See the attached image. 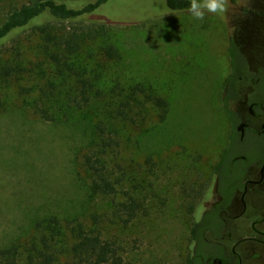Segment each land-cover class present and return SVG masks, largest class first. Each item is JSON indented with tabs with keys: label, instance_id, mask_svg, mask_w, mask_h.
Wrapping results in <instances>:
<instances>
[{
	"label": "rangeland",
	"instance_id": "1",
	"mask_svg": "<svg viewBox=\"0 0 264 264\" xmlns=\"http://www.w3.org/2000/svg\"><path fill=\"white\" fill-rule=\"evenodd\" d=\"M223 17L206 14L199 21L188 11H170L164 0H111L102 5L96 20H126L109 26V40L120 58L108 60L95 43L73 59L82 77L96 79L94 92L105 94L102 100L93 95L83 110L67 107L73 79L59 74L37 35L22 36L9 46L8 56L0 58V71L4 64L24 71L6 80L0 76V247L14 244L22 252L41 231L47 233L45 221L51 217L81 218L116 243L126 264L182 263L190 227L184 191L197 179L196 167L202 181L212 179L228 133L218 104L227 75ZM139 83L166 99L170 109L164 123L149 110L140 126L116 125L119 147L111 152L109 169L113 179H123L119 193L150 184L156 194L150 214L125 227L101 221L110 205L90 190L82 161L95 139V126ZM52 86L58 123L44 121L32 109L41 91L50 92ZM147 159L153 161L152 168ZM208 195H213L212 188ZM93 218L98 220L95 226Z\"/></svg>",
	"mask_w": 264,
	"mask_h": 264
},
{
	"label": "trees",
	"instance_id": "2",
	"mask_svg": "<svg viewBox=\"0 0 264 264\" xmlns=\"http://www.w3.org/2000/svg\"><path fill=\"white\" fill-rule=\"evenodd\" d=\"M109 1L111 0H0V58L8 56L9 46L14 45L22 36L37 35L50 63L58 69L64 80L73 79L74 88L66 96L67 107L83 110L91 103L93 95L95 99L102 100L105 94L100 90L94 92L96 79L92 81L88 77H82L83 73L73 64V59L85 47L95 43L99 44L108 60L116 61L120 58L118 48L109 40V26L125 23L126 20L94 18L98 9ZM164 1L170 11H188V0ZM230 44L228 49L233 61V42ZM23 71L18 66L4 64L0 76L2 80H6L12 78L13 73ZM233 74L232 70L231 75ZM116 89L119 91L117 95L121 96L122 88ZM55 91L53 86L50 92L41 91V97L32 102L34 113L50 123L60 121L54 112L52 98L50 99ZM126 92L123 98L114 102L106 121L95 126V139L87 145L82 161L89 177L90 190L105 198L110 205L109 211L101 216V221L120 222L125 227L138 217L150 214L151 200L156 194L150 189V184L148 187L134 185L131 190L119 193L123 179H113V173L109 169L111 152L119 147L120 132L116 125L140 126L147 119L149 110L156 113L159 123H164L170 109L169 102L145 84H135ZM218 104L231 118L232 114L227 111L220 96ZM146 164L153 167L151 159H147ZM219 166L214 170L219 183L217 202L213 206H206L211 201L207 195L210 181H202V172L198 167L197 179L184 191V212L190 227L187 253L181 264H209L211 259L218 257V243L224 227L220 215L231 204L235 190L240 186L235 179L222 181ZM143 191L146 192L142 194ZM200 209L205 212L196 217ZM45 222H48L47 233L45 230L41 231L40 237L28 242L22 252L14 244L0 247V264H126L116 243L104 239L102 231L87 226L81 218L61 221L51 217ZM97 223L98 220L93 218L91 225L95 226ZM41 225L42 223L37 224L39 228Z\"/></svg>",
	"mask_w": 264,
	"mask_h": 264
},
{
	"label": "flooded vegetation",
	"instance_id": "3",
	"mask_svg": "<svg viewBox=\"0 0 264 264\" xmlns=\"http://www.w3.org/2000/svg\"><path fill=\"white\" fill-rule=\"evenodd\" d=\"M222 22L228 28L227 75L218 96L232 116L219 107L228 133L214 170L220 165L222 181L235 179L240 186L220 215L224 227L218 257L209 264H264V0H229ZM218 183L214 171L208 208L217 202Z\"/></svg>",
	"mask_w": 264,
	"mask_h": 264
},
{
	"label": "clouds",
	"instance_id": "4",
	"mask_svg": "<svg viewBox=\"0 0 264 264\" xmlns=\"http://www.w3.org/2000/svg\"><path fill=\"white\" fill-rule=\"evenodd\" d=\"M228 11L229 0H188V12L199 21H203L206 14L224 16Z\"/></svg>",
	"mask_w": 264,
	"mask_h": 264
}]
</instances>
